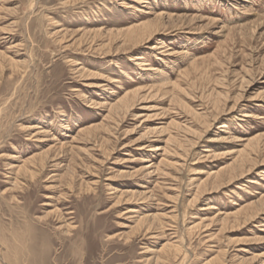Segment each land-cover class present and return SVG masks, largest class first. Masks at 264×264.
<instances>
[{
  "label": "rangeland",
  "instance_id": "obj_1",
  "mask_svg": "<svg viewBox=\"0 0 264 264\" xmlns=\"http://www.w3.org/2000/svg\"><path fill=\"white\" fill-rule=\"evenodd\" d=\"M263 148L264 0H0V264H264Z\"/></svg>",
  "mask_w": 264,
  "mask_h": 264
},
{
  "label": "bare ground",
  "instance_id": "obj_2",
  "mask_svg": "<svg viewBox=\"0 0 264 264\" xmlns=\"http://www.w3.org/2000/svg\"><path fill=\"white\" fill-rule=\"evenodd\" d=\"M159 20H160V18L161 17H157ZM163 18V17H162ZM161 18V19H162ZM187 19V18H186ZM156 20V19H155ZM158 20V21H159ZM163 20V19H162ZM157 21V22H158ZM155 24L156 23H153V22H146V23H144V24H141V25H139V26H137V28H134V29H128V31L125 33L127 36H129L128 37V39H130V41H135V42H137V41H139V40H141V39H143L146 35H147V32H149V30H151L154 26H155ZM156 29V28H155ZM181 29V28H180ZM124 32V31H123ZM119 33V32H118ZM118 33H116V34H118ZM116 34L114 33V35L116 36ZM122 34V33H121ZM99 35V34H98ZM123 35V34H122ZM102 36V35H101ZM103 38H104V36H103ZM102 38V39H103ZM118 38V37H117ZM125 38V37H124ZM122 40V39H121ZM124 40V39H123ZM122 40V41H123ZM126 40V39H125ZM124 40V41H125ZM121 41V42H122ZM138 43V42H137ZM119 44V43H118ZM124 44V43H123ZM122 44V45H123ZM129 44V43H128ZM158 47V46H157ZM108 48V47H107ZM153 48H155V47H153ZM164 49H165V46H160V47H158V50H160V54H163L164 53ZM122 52V51H121ZM136 60H137V62H139L140 60H141V58H136ZM142 61V60H141ZM140 63V62H139ZM140 65V64H139ZM141 66V65H140ZM2 67V66H1ZM150 71H154V70H150ZM80 73V72H79ZM82 73V72H81ZM90 78V77H89ZM95 78H96V76H95ZM92 79V78H91ZM102 89V88H101ZM140 92V91H139ZM139 92H137V91H133V92H131V93H127V95L124 97V98H122L121 100H119V101H117L115 104H113V105H111L110 106V109H109V112L110 113H116L117 111H119V110H127V111H129V110H131L134 106H135V103L137 102V98L139 97ZM147 93V92H146ZM145 94V93H144ZM143 96V95H142ZM142 100V99H141ZM143 102V101H142ZM237 108V107H236ZM122 112H124V111H122ZM118 117V116H117ZM244 118H247V119H250V118H254V116L252 115V114H244V116H243ZM113 118V117H112ZM110 119V118H109ZM115 121V120H114ZM114 123V122H113ZM108 124V123H107ZM100 127V126H99ZM101 127H104V126H101ZM222 127H224V126H221V128ZM181 128V127H180ZM179 128V129H180ZM96 129V128H95ZM103 129V128H102ZM177 129V128H176ZM99 130H101V129H98V131ZM90 131V130H89ZM103 131V130H102ZM108 131H110L109 129H108ZM182 131H183V129H182ZM93 132H95V131H93ZM154 132V131H153ZM153 132H151V133H153ZM88 133V132H87ZM92 133V132H91ZM90 133V134H91ZM159 133V132H158ZM89 134V135H90ZM193 134V133H192ZM195 134V133H194ZM30 135V134H29ZM88 135V134H87ZM196 135V134H195ZM171 139V138H170ZM174 140V139H173ZM176 140V139H175ZM178 140V139H177ZM183 141V140H182ZM252 141L253 140H250L249 141V143H248V146L247 147H251L250 149L251 150H255V148H253L252 146H251V144H252ZM151 142V141H150ZM181 143V142H180ZM183 145V144H182ZM179 146V145H178ZM51 147V146H50ZM54 147V146H53ZM55 147H56V145H55ZM60 147H62V146H60ZM260 148V147H259ZM55 149V148H54ZM264 149V148H263ZM262 149V150H263ZM47 150V149H46ZM184 150H185V148H184ZM247 150V149H246ZM51 151V150H50ZM53 151V150H52ZM161 151H163V149L162 148H160L159 147V145L158 146H156V145H154V146H151V148L149 149V152H151V155L153 154V155H155V156H158L156 153H158V152H161ZM188 151V150H187ZM186 151V152H187ZM49 152V151H48ZM206 152H209V151H206ZM53 153V152H52ZM239 153V152H238ZM238 153H237V155H238ZM248 153V152H247ZM250 153H251V151H250ZM248 154L247 156H243L242 158L244 159L242 162H244V164L248 161V158L250 157V155L251 154ZM259 153V152H258ZM45 154V153H44ZM174 154H176V153H174ZM164 155V154H163ZM253 155H254V153H253ZM43 156V155H42ZM46 156V155H45ZM47 156H49L48 155V153H47ZM172 156V155H171ZM241 156V155H240ZM50 157V156H49ZM48 157V158H49ZM237 157V156H236ZM40 158V157H39ZM46 158V157H45ZM44 158V159H45ZM51 158H52V156H51ZM149 158H150V156H149ZM165 158H166V156H165ZM35 159V158H34ZM37 159V158H36ZM35 159V160H36ZM43 159V160H44ZM47 159V158H46ZM240 160H242V159H240ZM239 160V161H240ZM38 161V160H37ZM56 161V160H55ZM146 161V160H145ZM32 162V161H31ZM43 162V161H42ZM47 162H49V159H48V161ZM33 163V162H32ZM31 163V164H32ZM41 163V162H40ZM145 163V162H144ZM163 163V162H162ZM161 163V164H162ZM29 164V163H28ZM34 164V163H33ZM32 164V165H33ZM36 165L38 164V163H35ZM152 164V163H151ZM148 165L147 166V171L149 172V170H151L153 167H154V163L152 164V165ZM163 164H165V162L163 163ZM234 164H236L235 162H234ZM243 164V167L245 166ZM39 165V164H38ZM49 165V164H48ZM47 165V166H48ZM168 165V164H167ZM40 166V165H39ZM230 166V165H229ZM232 166H233V164H232ZM42 167V166H41ZM46 167V166H45ZM59 167V166H58ZM157 167V166H156ZM260 167V166H259ZM23 168L24 167H21V170H23ZM34 168H35V166H34ZM44 168V167H43ZM160 168V167H159ZM227 168V167H226ZM36 169V168H35ZM144 169V168H143ZM154 169V168H153ZM234 169V168H233ZM27 170V169H26ZM37 170H38V167H37ZM43 170V169H42ZM46 170V169H45ZM40 171V170H39ZM142 171V170H141ZM25 172V171H24ZM27 172V171H26ZM122 172V171H121ZM154 172V171H153ZM159 172V171H158ZM232 172V171H231ZM22 173V172H21ZM33 173V172H32ZM138 173V172H137ZM152 173V170H151V172H149L148 173V175L149 174H151ZM24 174V173H23ZM242 174H244V173H242ZM22 175V174H21ZM25 175V174H24ZM31 175V174H30ZM33 175V174H32ZM123 175V174H122ZM149 176H152V175H149ZM210 178H214V179H218L219 178V176H220V173H212V174H209L208 175ZM242 176V175H241ZM250 183H255L254 181H251ZM117 191V190H116ZM134 194V193H133ZM121 195V194H120ZM146 195V194H145ZM126 197V196H125ZM133 197V196H132ZM121 198V197H120ZM134 198V197H133ZM124 199V198H123ZM145 199V198H144ZM180 199V198H179ZM263 200H264V198H263ZM196 201V200H195ZM122 202V201H121ZM127 202V201H126ZM209 211H216V208L215 207H211V208H209L208 209ZM131 212V211H130ZM129 212V213H130ZM135 212V211H134ZM132 213V212H131ZM136 213V212H135ZM206 215V214H205ZM62 217V216H61ZM229 217V216H228ZM137 218H139V217H137ZM143 218V217H142ZM152 218V217H151ZM215 218H216V216H215ZM61 220V219H60ZM149 220V219H148ZM221 220V219H220ZM154 221H155V219H154ZM148 222V221H147ZM159 222V221H158ZM204 222V221H203ZM143 223V222H142ZM157 223V222H156ZM137 224V223H136ZM139 224V223H138ZM152 224H154V223H152ZM67 226V225H66ZM139 226V225H138ZM141 226V225H140ZM170 226V225H169ZM142 227V226H141ZM148 230V229H147ZM181 247V246H180ZM183 248V247H182ZM161 252H162V255H166V257L167 258H177L178 256H179V254L181 253V250H180V248H179V246L178 245H175V244H173V243H170V242H168V243H165L164 245H163V247H162V249H161ZM188 253V252H187ZM166 259V258H165ZM215 262V261H214ZM216 263V262H215Z\"/></svg>",
  "mask_w": 264,
  "mask_h": 264
}]
</instances>
